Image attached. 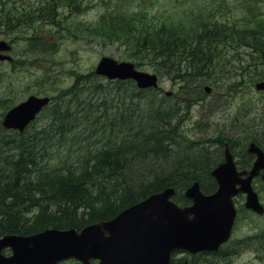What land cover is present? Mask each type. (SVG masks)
<instances>
[{
    "label": "rangeland",
    "instance_id": "1",
    "mask_svg": "<svg viewBox=\"0 0 264 264\" xmlns=\"http://www.w3.org/2000/svg\"><path fill=\"white\" fill-rule=\"evenodd\" d=\"M50 3L0 0V39L12 45L7 53L12 60L0 61V118L6 110L3 105L12 106L30 95L49 96L75 117L72 130L64 135L71 137L67 142L94 148L95 140L106 137L105 131L116 138L118 129L112 130L95 111L104 103L109 116L123 99L112 96L111 85L102 78L92 76L98 60L134 63L148 73L159 70L157 100L161 106L176 107L181 90L165 74L174 61L155 57L148 41L162 27L178 28L184 32V42H210L199 55L209 56L206 66L211 73L204 76L201 100L179 113L176 136L189 147L205 146L213 156L218 138L240 159L252 139L264 147V92H257L253 83L264 76V60L254 49L264 42V0H57L48 14ZM32 37L38 38L43 52H31ZM204 86L211 87L209 94ZM170 91L173 94L164 97ZM50 114L49 108L43 110L28 133L46 127ZM246 115L253 120L247 121ZM77 151L78 146H72L74 158ZM261 184L254 181L264 204ZM256 216L242 212L226 250L216 257L202 255L193 264H264V244L250 238L264 234V215ZM239 237L247 240L241 244Z\"/></svg>",
    "mask_w": 264,
    "mask_h": 264
},
{
    "label": "trees",
    "instance_id": "2",
    "mask_svg": "<svg viewBox=\"0 0 264 264\" xmlns=\"http://www.w3.org/2000/svg\"><path fill=\"white\" fill-rule=\"evenodd\" d=\"M51 1L48 14L57 0ZM183 36L181 29L162 27L148 41L155 57L174 61L165 74L179 84L176 107L161 106L155 92L138 90L132 82H107L111 95L123 101L116 103L109 116L104 103L95 112L112 130L118 129L116 138L101 132L106 137L102 142L95 140L94 148L84 142H67L64 135L72 130L75 117L67 108L59 109V100L48 107L51 114L42 130L0 135V236L30 235L45 228L81 229L170 186L176 190L174 201L181 206L187 202L182 191L193 181L206 191L208 172L220 155L215 153L216 159L203 145H184L176 136L175 122L179 110L199 99L210 58L199 55L204 42L187 43ZM29 40L31 52L44 51L38 38ZM0 132L5 133L1 127ZM221 142L215 140V144ZM74 145L78 146L75 158Z\"/></svg>",
    "mask_w": 264,
    "mask_h": 264
},
{
    "label": "water",
    "instance_id": "3",
    "mask_svg": "<svg viewBox=\"0 0 264 264\" xmlns=\"http://www.w3.org/2000/svg\"><path fill=\"white\" fill-rule=\"evenodd\" d=\"M9 50L10 46L0 41V52ZM9 59L0 54V60ZM95 74L108 79H132L141 89L157 87L155 75L136 71L131 63H117L106 57L98 62ZM255 88L264 90V80ZM48 103V97L31 95L9 109L1 124L5 129L22 132ZM248 151L257 158L244 182L238 180V190L233 188L234 167L226 148L225 162L211 172L219 185L215 194L203 196L195 182L185 192L193 201L188 207L180 208L169 201L174 190L168 188L149 195L110 221L82 229L79 234L71 229L46 230L30 237L4 236L0 238V264H57L70 258L82 264H89V259H99V264H169L170 255L176 250L190 254L216 251L230 235L235 217L231 201L234 194L245 193V207L263 213L251 180L264 169V155L254 144L249 145ZM261 179L264 181V173ZM6 248H10L12 256L1 254Z\"/></svg>",
    "mask_w": 264,
    "mask_h": 264
},
{
    "label": "flooded vegetation",
    "instance_id": "4",
    "mask_svg": "<svg viewBox=\"0 0 264 264\" xmlns=\"http://www.w3.org/2000/svg\"><path fill=\"white\" fill-rule=\"evenodd\" d=\"M236 157H235V161H236ZM216 189V185H214L213 187H212V191L213 190H215ZM244 198H245V196L244 195H241V194H239V195H237L235 198H234V202L235 203H238V201H239V199L241 200V202L244 200ZM253 215V214H252ZM235 226H236V224H235ZM235 226H234V230H235ZM233 230V231H234ZM242 239V237H239V239H238V242H240V240ZM227 244H225V245H223L220 249H219V251H217V252H215V253H212V252H210V253H201V254H197V255H195L194 257L195 258H200L202 255H207L208 257H216L218 254L220 255V253L224 250V246H226Z\"/></svg>",
    "mask_w": 264,
    "mask_h": 264
},
{
    "label": "bare ground",
    "instance_id": "5",
    "mask_svg": "<svg viewBox=\"0 0 264 264\" xmlns=\"http://www.w3.org/2000/svg\"><path fill=\"white\" fill-rule=\"evenodd\" d=\"M73 8V7H72ZM41 14V13H40ZM37 24V23H36ZM45 126V125H44Z\"/></svg>",
    "mask_w": 264,
    "mask_h": 264
}]
</instances>
